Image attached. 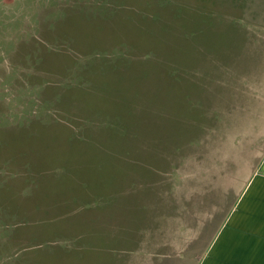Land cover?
<instances>
[{
  "label": "rangeland",
  "instance_id": "1",
  "mask_svg": "<svg viewBox=\"0 0 264 264\" xmlns=\"http://www.w3.org/2000/svg\"><path fill=\"white\" fill-rule=\"evenodd\" d=\"M262 157L264 0H0V264H202Z\"/></svg>",
  "mask_w": 264,
  "mask_h": 264
},
{
  "label": "crops",
  "instance_id": "2",
  "mask_svg": "<svg viewBox=\"0 0 264 264\" xmlns=\"http://www.w3.org/2000/svg\"><path fill=\"white\" fill-rule=\"evenodd\" d=\"M241 191L202 264H264V160Z\"/></svg>",
  "mask_w": 264,
  "mask_h": 264
}]
</instances>
